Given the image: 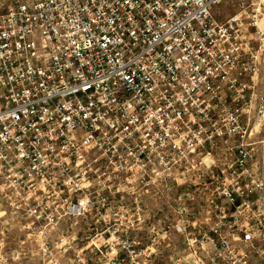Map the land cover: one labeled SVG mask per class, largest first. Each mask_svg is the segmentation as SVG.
<instances>
[{"label": "built area", "instance_id": "obj_1", "mask_svg": "<svg viewBox=\"0 0 264 264\" xmlns=\"http://www.w3.org/2000/svg\"><path fill=\"white\" fill-rule=\"evenodd\" d=\"M226 1H6L0 228L44 264H264V0Z\"/></svg>", "mask_w": 264, "mask_h": 264}, {"label": "rangeland", "instance_id": "obj_2", "mask_svg": "<svg viewBox=\"0 0 264 264\" xmlns=\"http://www.w3.org/2000/svg\"><path fill=\"white\" fill-rule=\"evenodd\" d=\"M7 0H0V12L6 8ZM238 9V0H228L218 7L215 8V17L219 20H223L228 15L233 14ZM262 23H263V34L258 35V41L252 43L255 49H258V54L260 55V61L264 66V8L262 9ZM260 48V49H259ZM260 87L259 93L263 95L264 93V68L260 72L259 76ZM256 118L253 119V122L250 124L251 127L254 124H258L256 130L257 133L254 140H262L264 141V116L260 117L259 120L255 121ZM139 201L138 206H142L140 202V198L136 199ZM120 205V204H119ZM134 207L137 206L136 203L133 204ZM118 218L115 220L116 223L126 222L130 220L133 223H142L143 222V212L140 210L138 214H132V216H127L126 218L118 213ZM121 217V218H120ZM9 222V220H7ZM73 234H88L92 235L94 231L92 230H70ZM134 233L137 237L141 238L143 236V230H136ZM57 236L61 238H65V234H62L61 231L57 232ZM85 235L83 236V241L85 242ZM82 242L78 241V245H72L66 252H64L63 248L57 247L55 252L58 255L60 264H78L77 261H71L69 258L73 255L74 250L76 248L82 246ZM64 248H68V246H64ZM84 257L86 258V262L84 264H91L89 258V251L84 252ZM159 261H156L155 264H158ZM0 264H44L42 260H40L38 254V244L31 237V235L26 234L24 231H20L16 229L14 226L9 227L5 225L0 228Z\"/></svg>", "mask_w": 264, "mask_h": 264}, {"label": "bare ground", "instance_id": "obj_3", "mask_svg": "<svg viewBox=\"0 0 264 264\" xmlns=\"http://www.w3.org/2000/svg\"><path fill=\"white\" fill-rule=\"evenodd\" d=\"M262 17H263V15L258 19V21H257V26H258V28L262 31V34H263V23H262ZM258 126V124H256L255 125V127H257ZM209 160V158L208 157H205V161H208Z\"/></svg>", "mask_w": 264, "mask_h": 264}]
</instances>
